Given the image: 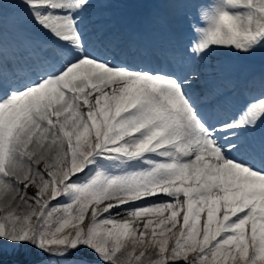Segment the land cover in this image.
<instances>
[{
    "label": "bare ground",
    "instance_id": "1",
    "mask_svg": "<svg viewBox=\"0 0 264 264\" xmlns=\"http://www.w3.org/2000/svg\"><path fill=\"white\" fill-rule=\"evenodd\" d=\"M236 1L246 3L230 0V5ZM109 2L115 9L102 8ZM145 8L126 0H0V78L4 69L24 70L27 62H51L45 66L52 71L23 92L17 90L14 78L7 85L0 81V98H4L0 100V207L8 213L11 227L24 224L30 209L22 210L23 199L13 198L8 183L15 186L21 179L24 185L30 167L40 174L43 168L60 165L75 137L88 128L87 120L112 108L119 109V120H129L132 134L146 138L141 157L134 160L141 166L166 169L178 179L170 186L149 189L144 198L142 192L140 208L146 216L160 217L168 211L176 223L208 222L221 207L223 214L232 213L238 185L264 187V167L254 161L261 141L245 130L251 122L238 118L234 127L211 118L218 123L216 130L203 122V117L218 108L206 104L207 88L200 85L215 72L220 75L210 66L212 57L197 58L202 71L195 70V61L190 60L156 74L118 69L124 63L120 58L124 47L118 50L116 43L125 36L130 40L137 34L150 35L148 17L154 26L156 18ZM112 14L115 17L110 21ZM243 18L244 13L236 15L233 24L238 20L243 24ZM139 38V45L147 44L148 40ZM111 53L118 57L109 60ZM222 81L254 91L264 89V78L251 71ZM9 89L12 96L5 98ZM236 130L243 133L232 137ZM117 134L112 131L103 142L110 143ZM242 139L247 143L242 145ZM29 182L37 189L41 179L34 176ZM182 194L185 197L170 212L167 201ZM207 198H211L209 203L201 205ZM130 209L128 203H109L98 207L97 213L100 219L108 218L107 228L120 239L142 224L129 216ZM10 240L0 230V242Z\"/></svg>",
    "mask_w": 264,
    "mask_h": 264
},
{
    "label": "rangeland",
    "instance_id": "2",
    "mask_svg": "<svg viewBox=\"0 0 264 264\" xmlns=\"http://www.w3.org/2000/svg\"><path fill=\"white\" fill-rule=\"evenodd\" d=\"M131 1L126 0L132 3ZM163 1L150 0L156 4L152 7L157 10L164 7ZM244 1L249 6L248 9L241 1L230 5V0H197L196 10L201 12L203 18L201 20L205 22V27L204 30L197 29L192 34L202 38L204 33L206 43L203 41L204 44L201 43L200 46L199 42L196 44L198 49L203 46L207 52L206 57H214L216 54L221 56V59L215 61L218 63V69L225 68L227 71L238 72L247 70L234 68L233 62L228 58L239 55L251 61L257 58L260 62L256 65L258 67L261 65L258 72H262L264 0ZM111 5L113 6V4L109 6ZM177 5L180 7L173 9L174 15L179 16L177 21L185 20V14L189 12L186 9L188 0H180ZM145 10L147 11V7ZM196 10L191 8L190 13H196ZM243 13L245 18L240 19L243 20V24L239 20L233 24L235 16ZM262 95L263 98L257 100V104L249 107L248 112L244 111L251 123L261 124L254 129L264 126V119H261L264 118V93ZM259 105L261 112L258 109ZM87 121H90L88 128L75 137L60 165L53 164L46 169L43 168L40 174L32 172L30 167L24 176L27 180L24 185L21 179L15 186L8 183L13 198L23 199L22 210L24 208L30 210L24 217V224H17L14 228L9 223L10 218L5 208L0 207V230L11 238L6 243L0 242V264H22L17 262L21 261L20 259L27 260V264H106V262L110 264L112 258L122 249L130 252L125 260L126 264H167L169 261L167 257L144 260L135 256L133 242L147 241L161 243L163 252L160 253L163 254H167V248L171 246L175 247L171 252L173 256L185 258V253H191L193 256L197 253L199 260L196 264H234L235 260L238 264H264V192H260L264 189L263 186H250L245 189L238 185L234 191L238 198L235 205H232L233 208L234 206L237 208V212L234 210L232 213L223 214L221 207L216 218L208 222L196 224V220H193L188 224L184 221L176 223L174 219L169 218L168 211L164 210L160 217L156 214L146 216L144 209L140 208L144 202L143 199L139 200L140 197L144 198L145 192L149 189L170 186L178 179L170 171L154 166H141L142 164L139 165L134 160L141 157L133 153L136 148L145 149L146 138L132 134L134 128L129 120L124 118L119 120V109L114 111L112 108L107 114H97ZM110 130L118 134L111 138L110 143L105 144L103 139H107L106 136L112 133ZM263 136L264 133L261 137ZM113 143L119 145H112ZM111 152L113 157L105 156L103 167L110 168L115 163L112 159H119L122 160L121 169L117 170L116 174H113L112 170L102 173L103 167L100 161L95 159L96 155H111ZM90 158L95 162L88 164ZM119 160L118 162H121ZM90 169L91 172L88 173L87 170ZM81 175H84L83 178ZM96 175L100 178V185L95 184L97 187H94L95 192L84 191L89 186L82 182L90 183ZM26 176L29 178H25ZM34 176L41 179L37 189L29 182ZM164 179H169L173 183L151 187L153 183L155 184L154 181L157 183ZM77 182L82 184L78 185ZM126 182L133 186V188L130 186L132 190L127 187ZM116 195L132 196L107 201ZM179 196L182 198L185 194ZM34 202L37 203L36 206ZM109 203L117 205L128 203V207H131L128 210L129 216H135L139 224H142L137 225L129 235L117 238L106 226L108 218L100 219L99 212L97 213L98 207ZM174 203V201L168 203L170 212L172 204L176 205ZM243 203L244 208L241 206ZM247 208H251L252 212L245 214L244 210ZM229 219L231 221H228ZM253 223L255 226L252 227ZM16 256L20 257L17 259ZM183 262L188 263L185 260Z\"/></svg>",
    "mask_w": 264,
    "mask_h": 264
},
{
    "label": "trees",
    "instance_id": "3",
    "mask_svg": "<svg viewBox=\"0 0 264 264\" xmlns=\"http://www.w3.org/2000/svg\"><path fill=\"white\" fill-rule=\"evenodd\" d=\"M163 243V242H162ZM162 244L158 243L157 241H147L145 243H139V242H133V249H135V256H139L143 258L144 260L150 259V258H165L168 257L170 261H168L170 264H196L199 260L197 253L196 256H193L191 253H185V258L178 257L176 255H171L172 250L175 248L174 246H171L167 251V254H163L160 252H163L161 248ZM170 249V250H169ZM130 252L126 251V249H122L119 251L111 260L110 264H126L125 260L128 257ZM187 261L183 262V261ZM167 262V264H169ZM234 264H238V262L235 260Z\"/></svg>",
    "mask_w": 264,
    "mask_h": 264
}]
</instances>
